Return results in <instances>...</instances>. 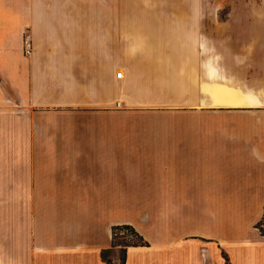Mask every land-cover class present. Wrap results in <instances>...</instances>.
<instances>
[{"label":"crops","instance_id":"1","mask_svg":"<svg viewBox=\"0 0 264 264\" xmlns=\"http://www.w3.org/2000/svg\"><path fill=\"white\" fill-rule=\"evenodd\" d=\"M263 207L264 0H0V264H264Z\"/></svg>","mask_w":264,"mask_h":264},{"label":"trees","instance_id":"2","mask_svg":"<svg viewBox=\"0 0 264 264\" xmlns=\"http://www.w3.org/2000/svg\"><path fill=\"white\" fill-rule=\"evenodd\" d=\"M254 227L257 229L259 235L264 239V207L259 219L255 222ZM145 246L147 241L128 224L114 225L112 227L111 246L103 249L100 256L104 264H112L109 255L113 248L119 246V263L125 264L126 250L128 246Z\"/></svg>","mask_w":264,"mask_h":264},{"label":"rangeland","instance_id":"3","mask_svg":"<svg viewBox=\"0 0 264 264\" xmlns=\"http://www.w3.org/2000/svg\"><path fill=\"white\" fill-rule=\"evenodd\" d=\"M224 11H225V9H223L220 12V14H223ZM250 218L248 216L247 217H245V216L240 217V220H241L240 221V225L241 226H240V229H239V234H240L239 236L243 237L244 239H253L254 230L251 228V224L249 223ZM233 252L235 254V259H236L235 262H238V259L241 260V255H240V257H238L236 248H234ZM109 258L111 259L112 264H118L119 263V246H116L115 248L112 249V251H111V253L109 255Z\"/></svg>","mask_w":264,"mask_h":264},{"label":"built area","instance_id":"4","mask_svg":"<svg viewBox=\"0 0 264 264\" xmlns=\"http://www.w3.org/2000/svg\"><path fill=\"white\" fill-rule=\"evenodd\" d=\"M23 51L25 55H30L32 51V42L28 33L24 34L23 37ZM120 74V73H117Z\"/></svg>","mask_w":264,"mask_h":264}]
</instances>
